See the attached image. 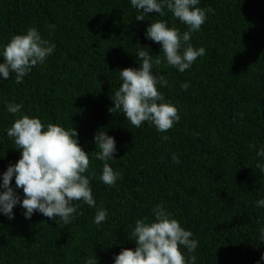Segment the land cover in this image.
I'll return each mask as SVG.
<instances>
[{
  "label": "trees",
  "instance_id": "trees-1",
  "mask_svg": "<svg viewBox=\"0 0 264 264\" xmlns=\"http://www.w3.org/2000/svg\"><path fill=\"white\" fill-rule=\"evenodd\" d=\"M196 7L206 20L190 44L206 51L181 73L167 64L162 45L146 38L157 21L181 35L188 31L166 7L164 16L152 12L140 21L131 0H0V63L4 46L30 28L55 46L23 83L14 73L0 75V185L22 155L7 130L27 115L45 130L52 123L77 131L96 201L93 207L73 201L76 213L67 225L38 211L28 219L21 203L11 220L0 213V264H86L90 258L114 264L123 249L135 250L129 234L138 219L155 222L158 205L198 242L192 253L181 246L186 261L194 255L195 264H264V206H257L264 172L256 167L264 165L257 155L264 148V0H199ZM141 48L162 60L152 69L168 82L157 85L161 102L180 116L164 133L150 122L131 125L122 110L109 111L120 71L141 66ZM183 83L190 87L182 89ZM9 103L21 104V111L9 113ZM100 129L115 140L116 152L106 161L119 173L112 186L100 178L105 161L95 158ZM10 186L22 202L15 175ZM101 208L107 218L97 225Z\"/></svg>",
  "mask_w": 264,
  "mask_h": 264
},
{
  "label": "clouds",
  "instance_id": "clouds-1",
  "mask_svg": "<svg viewBox=\"0 0 264 264\" xmlns=\"http://www.w3.org/2000/svg\"><path fill=\"white\" fill-rule=\"evenodd\" d=\"M199 0H131L133 8L140 11L135 19L143 21L148 13H158L164 16V8L171 11L176 18L188 26V31L182 35L176 27H168L166 22L151 23L146 30V38L160 43L167 64L174 66L183 73L193 62L205 55L203 47L193 48L190 44L191 35L199 31L205 23L206 11L199 7ZM208 11H211L210 9ZM184 47L181 53L182 46ZM54 45L42 39L35 28L28 29L26 34L12 37L4 46V63H0V75L4 79L14 73L15 82L23 83V78L32 68L43 64L54 51ZM137 59L141 61L138 69L126 68L120 71L122 84L111 98L114 107L109 111L122 110L131 125L139 128L143 122L154 124L158 132L164 133L171 129L180 116L178 109L170 103L161 102L163 94L157 85L164 87L167 80L164 76L154 75L153 66L162 64L159 56L149 54L147 48L137 52ZM182 89L187 90L190 85L183 83ZM21 104L7 105V111L17 114L21 111ZM115 114V113H114ZM7 136L14 138L16 149L21 150V158L13 166L10 165L3 173L2 186L5 191L0 193V213L10 220L13 218V208L18 203L25 209L24 215L30 219L36 211L50 219L59 217L65 225L71 222L76 206L73 201H83L93 207L96 201L90 188L89 176L85 175L90 167L89 155L78 144V133L74 128L66 130L64 127L49 123L45 125L39 118L23 115L14 121L7 130ZM167 140V136H162ZM94 142L100 149L96 159L105 161L103 164L102 182L115 185L119 173L113 171L106 162L113 159L116 152L115 140L107 132L98 130ZM251 147H255L252 145ZM264 157V148L257 152ZM172 160L180 163L177 156ZM257 168L264 172V165L257 163ZM15 175V185L22 188L25 198L20 201L19 196L10 186ZM257 206H264V199L257 201ZM155 222H147V218L138 219L129 239L136 244L135 250L123 249L114 258V264H195L196 256H190L186 261L181 246L188 253L196 250L198 242L190 239L192 233L181 227L176 219H171V213L166 212L163 205L153 209ZM107 218V211L101 208L94 218L97 225ZM261 241L264 242V229L260 230ZM261 259H264L262 255ZM86 264H97L96 259H88Z\"/></svg>",
  "mask_w": 264,
  "mask_h": 264
}]
</instances>
